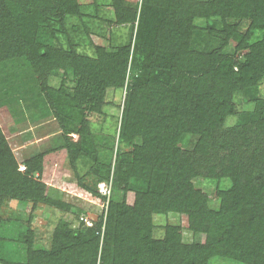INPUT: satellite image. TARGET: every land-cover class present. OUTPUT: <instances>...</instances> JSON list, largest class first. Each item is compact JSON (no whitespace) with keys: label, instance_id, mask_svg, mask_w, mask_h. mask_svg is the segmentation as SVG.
<instances>
[{"label":"trees","instance_id":"1","mask_svg":"<svg viewBox=\"0 0 264 264\" xmlns=\"http://www.w3.org/2000/svg\"><path fill=\"white\" fill-rule=\"evenodd\" d=\"M112 6L116 24L136 26L132 67L141 70L128 88L119 131L120 142L132 148L118 150L112 175L122 196L111 198L91 227H56L49 250L36 249L28 231L26 261L4 258L0 243V262L209 264L222 257L264 264V99L258 96L264 0H112ZM80 8L78 0H0V64L30 67L64 132L66 143L56 152L66 150L74 172L81 156L96 157L88 114L103 113L107 92L124 86L131 53V43L116 51L97 46L93 56L70 41L66 46L60 40L66 17L81 14ZM198 19L206 20L204 28ZM243 20L249 22L245 32L238 24ZM214 32L222 45L209 50L204 44ZM70 71L73 90L66 78L58 87L50 83L52 75ZM237 93L254 99L256 110L230 126ZM69 132L79 133L80 141ZM188 140L191 146L183 147ZM48 154L26 158L21 171L0 126V209L9 199L31 201L33 209L66 206L51 199L42 180ZM109 175L110 169L99 177ZM194 178L229 182L216 188L217 207ZM132 179L145 185L136 187ZM168 212L186 217L190 242L177 224H167L162 238L154 236V215Z\"/></svg>","mask_w":264,"mask_h":264},{"label":"rangeland","instance_id":"2","mask_svg":"<svg viewBox=\"0 0 264 264\" xmlns=\"http://www.w3.org/2000/svg\"><path fill=\"white\" fill-rule=\"evenodd\" d=\"M81 14L68 15L65 20L67 31L60 34V40L68 46L73 43L80 53L95 55L96 47L103 46L109 51L131 43L130 61L127 78L122 88L110 89L106 95L103 113H89L93 130L94 144L97 151L94 156H81L76 164V172L72 170L68 155L63 147L66 143L64 132L59 119L47 104L45 93L41 89L35 75L22 62H5L0 64V126L13 149L19 166L26 158L39 153H49L45 162V172L42 180L47 184V194L52 200L62 201L66 206H54L40 203L33 209L31 201L7 200L0 209V237L2 256L9 261H26L28 231L34 233V247L49 250L56 227L67 225L72 229L83 226L91 227L97 217L105 214L111 198L120 199L122 193L114 191L113 170L118 150L129 151L131 146L119 140L124 105L128 88L141 70L132 67V56L136 38V26L131 24H116L115 10L112 0H78ZM141 1V0H135ZM205 19H198V26H206ZM232 22H235L232 20ZM240 30L245 32L249 26L246 20L238 21ZM219 29V26L215 27ZM204 47L209 50L222 45V36L214 32L207 36ZM51 41L56 43V39ZM70 41V42H69ZM226 52H231L230 48ZM68 89L76 86L72 72L64 76L62 72L52 75L50 83L60 86L64 79ZM258 96L264 99V79L259 86ZM238 113L227 118V125L241 121L242 113L256 110L254 99L243 93L234 96ZM68 137L80 141V134L69 132ZM192 138V139H191ZM193 140V137H190ZM188 140L183 147H190ZM110 169L108 179H100ZM82 179L90 188H95L102 195L94 196L79 184ZM136 187H143L144 181L132 179ZM197 187L202 188L210 197L212 207H217L218 185L227 186L229 182H216L194 178ZM220 186V187H221ZM222 186V187H223ZM154 236L162 238L167 224H177L183 228L184 239L192 240L191 232L187 229L184 215L177 212L154 215ZM104 228V226H103ZM103 238V237H102ZM0 264H4L0 262ZM209 264H245L222 257H214Z\"/></svg>","mask_w":264,"mask_h":264},{"label":"built area","instance_id":"3","mask_svg":"<svg viewBox=\"0 0 264 264\" xmlns=\"http://www.w3.org/2000/svg\"><path fill=\"white\" fill-rule=\"evenodd\" d=\"M19 169H20L21 171H26V170H27V166H26L25 164L20 165V166H19Z\"/></svg>","mask_w":264,"mask_h":264}]
</instances>
